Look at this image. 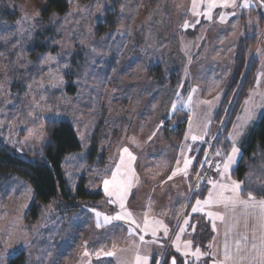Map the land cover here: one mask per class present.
<instances>
[{
    "label": "rangeland",
    "instance_id": "rangeland-1",
    "mask_svg": "<svg viewBox=\"0 0 264 264\" xmlns=\"http://www.w3.org/2000/svg\"><path fill=\"white\" fill-rule=\"evenodd\" d=\"M23 1L18 18L0 30L6 44L22 38L46 0ZM68 1V10L54 16L59 27L50 41L56 48L41 55L24 90L18 92L10 79H0V137L21 152H42L48 143L45 119L71 121L81 143L63 161L71 198L62 195L43 205L33 220L32 184L14 174L6 188L0 186V264L20 263L21 259H10L22 252L24 264H134L137 253L148 256L149 264L154 257L156 264H163L169 253L178 252L175 237L180 227L186 228L180 243L191 241V250L201 251L200 238L209 232V253L203 257L211 258L203 264H213L214 259L218 261L212 253L218 254L222 221L205 213L223 214V206H206L199 213H193L192 207L213 191L209 180L228 182L217 169L205 179L203 167L208 158H216L222 169L227 158L223 139L232 148L234 125L242 123L237 116L245 98L239 117L246 108L255 107L256 115L261 110L263 95L258 86L249 88L226 133L243 80L230 88L235 53L242 38L257 33L259 43L251 52L258 62L264 44L260 26L264 0H248L249 7L243 6L244 0H235V7L231 3L217 6L211 19L208 0H197L200 15L193 14V0ZM263 51L264 46L261 58ZM67 74L75 76L74 95L66 91ZM179 109L189 112L182 131L174 117ZM99 124L97 153L90 159V139ZM247 125L236 140L240 153L230 169L236 181L231 172L242 156ZM192 135L203 139L193 141ZM125 147L136 157L131 163L135 175L126 208L140 224L145 214L162 221L169 229L167 236L163 229L156 238L143 232L130 236L128 221L104 223L102 217L98 226L93 209L108 216L120 211L104 193L103 181L111 177ZM217 151L224 155L217 156ZM185 159L192 161L187 176L182 172L172 176L183 169ZM80 176L86 177L91 193L101 195L75 197ZM205 190L208 193L202 196ZM139 235H144L145 242ZM85 251L90 255L84 256ZM110 251L116 255H104ZM187 258L192 264L197 260L191 254Z\"/></svg>",
    "mask_w": 264,
    "mask_h": 264
},
{
    "label": "trees",
    "instance_id": "trees-1",
    "mask_svg": "<svg viewBox=\"0 0 264 264\" xmlns=\"http://www.w3.org/2000/svg\"><path fill=\"white\" fill-rule=\"evenodd\" d=\"M23 2V0H0V30L4 24H9L13 19L18 18L17 15H20L21 9L24 7ZM69 6L68 0H46L42 4L40 16L35 19L32 25L27 27L22 38L14 39L9 44L0 38V79L6 77L11 80L14 90L18 92L24 90L26 78L34 72V65L39 63L41 55L53 52L56 48L50 41L55 30L59 27V22L54 19L55 13L62 14L68 10ZM260 26L264 27V15L260 18ZM258 43V34L254 33L242 38L236 50L230 88L232 89L240 83V80H243L241 91L226 127V133L234 121L241 102L252 86L258 62L251 51ZM23 54L25 55L24 58ZM67 75L66 91L74 95L73 93L77 89L73 82L75 76L73 74ZM174 117L178 119L179 130L182 131L189 118V112L179 109ZM44 125L48 143L43 147L42 152H21L17 146L0 137V186L6 188L14 174L21 175L32 184L35 190V200L30 208L33 220L38 218L43 205L60 198L62 195L71 198V190L65 178L63 161L68 153L81 147L79 137L71 121L53 117L45 119ZM100 127L99 124L90 139L91 149L88 154L90 159L95 155V152L97 153ZM241 147L242 156L231 172L234 178L242 182L241 197L247 199V193L251 192L257 199L264 198V113L256 126L243 139ZM222 148L225 156H227L231 149L229 140L223 139ZM207 191L205 190L202 196ZM97 195L100 196L101 192L91 193L86 188V177L80 176L75 197L87 198ZM208 233L206 231L207 235H202L200 238L203 247ZM22 253L10 260L21 259L18 264H24L25 257ZM170 256L175 257L177 264H185L183 257L175 251L166 256L163 264H168ZM151 264H156L155 257Z\"/></svg>",
    "mask_w": 264,
    "mask_h": 264
},
{
    "label": "snow or ice",
    "instance_id": "snow-or-ice-1",
    "mask_svg": "<svg viewBox=\"0 0 264 264\" xmlns=\"http://www.w3.org/2000/svg\"><path fill=\"white\" fill-rule=\"evenodd\" d=\"M235 7V0H208L207 3V15L208 18L211 19V11L213 8L217 6L227 7L229 4ZM244 7H249L248 0H244ZM193 14L200 15L197 11V0H193V7H192ZM221 20L224 19V16L221 15ZM187 27V24L185 25ZM195 91V90H193ZM190 99V98H189ZM210 103V102H205ZM249 101H246V104ZM176 108V105L173 104V109ZM264 108V106H262ZM256 117V109L253 108H246L244 110V115L242 117H238L239 120L242 121L239 125H234V128L237 130L232 134V148L231 152L227 154L226 160L223 161V167L221 169L220 163L216 164V169L220 174L223 180H227V183H220L214 182L209 180L208 183L212 185L213 191H210L208 197L201 201L199 199L196 200L195 206L192 207L193 213L204 212L206 206L216 205V206H223L224 208H232L234 209L236 206H243L245 208H252L259 210V231L261 234L257 237L254 229L253 237L251 240V250L248 255H241L242 251H247V244L248 238L247 236L242 237L244 241L245 247L242 248L241 241L236 240L234 243V247L230 248L227 242V233L226 239L224 243V251H223V260L217 261L213 260V264H243L245 260H250L251 264H264V199H257L256 196L248 192L247 199H243L241 197L242 192V182L236 181L231 179L230 169L232 165L236 162V158L240 153V148L236 146L237 138L242 134V129ZM191 127V122L190 125ZM187 139V136L185 137ZM191 139L193 141L197 139H203L202 136L198 137L196 135H192ZM224 155L220 151H217V156ZM127 157V159H125ZM136 157L129 151L127 147L123 148L122 153L120 155V162L116 164L115 170L112 172L111 177L107 178L103 181V191L106 196L109 198L110 203L117 204L120 208V211L117 212L114 216H108L106 214L96 212L95 209L92 211L95 212L97 216V223L98 226L100 225V218L102 217L104 223H108L112 220H120V221H128L129 222V229L128 233L130 236L138 235L139 232H143L144 234H151L153 238L157 237L158 231L163 229V233L165 236L168 235V227L163 224L162 221L156 219H149L145 214L143 223L140 224L133 218L132 213L126 208V200L128 198L130 189L132 187V178L135 175L134 170L131 168V163L134 161ZM180 161H177L179 164ZM184 167L183 169L178 168L176 171H173L172 176H175L177 172H182L185 176L188 174V168L190 167L192 161L191 159L184 160ZM203 165H201L202 167ZM172 177L170 176L169 179ZM208 217H215L221 221L224 220V215L221 213H213L208 211L205 213ZM184 225H189V220H184ZM213 228L215 229V223H213ZM186 231L185 227L179 228V233L183 234ZM177 234L175 237L176 243L175 248L178 252H182V254L187 257L191 254L197 260L200 259L203 253H201L199 248L195 250H191V241L185 242L183 245L180 243L181 235ZM139 240L143 243L144 235H139ZM115 247V245H114ZM90 254L85 251L84 256H89ZM105 256H115L116 253L113 251L105 252ZM211 255V254H210ZM99 256V253H97ZM134 264H149V257L148 256H141L139 253L135 256ZM171 264H177L175 257L172 258Z\"/></svg>",
    "mask_w": 264,
    "mask_h": 264
},
{
    "label": "crops",
    "instance_id": "crops-1",
    "mask_svg": "<svg viewBox=\"0 0 264 264\" xmlns=\"http://www.w3.org/2000/svg\"><path fill=\"white\" fill-rule=\"evenodd\" d=\"M263 46H264V44L262 46H260V49L258 51V67L256 70L254 83L251 86V88L254 86H258V88L260 90V94L263 95L262 106H264V51H263L262 58H261L260 51L263 48ZM248 95H249V93H248ZM246 98H245V100H246ZM245 100L242 103L241 110H240L237 118L239 117V115H241V113L243 111V106H244ZM262 106H261V110L259 111V113H257L255 119L249 125H247V127L245 128V132L249 133L251 131V129H253L255 127V125L257 124V121H259L261 114L264 113V108H262ZM207 193H208V191H207ZM258 199H264V198H258ZM222 212L224 215V220L221 222L222 234H221L220 246L218 247V254L212 253V258H214L216 256L218 258V261L223 260V251H224V243H225V239H226V233H227V242H228L230 248L234 247V243L236 240H240L242 248H244L245 245H244V241H243L242 237L247 236V238H248V244L246 246L247 251H242L241 255H248L250 253V250H251V240L253 237L254 229L256 230L255 234L257 237L261 234V232L259 231V220H258L259 210L258 209H252V208H245L243 206L238 205L234 209L223 207ZM207 238H206L204 247L202 245V248H201V251L203 254L209 253L207 250H208V242H210V239L208 240ZM193 241L196 242L197 239H194ZM199 243L201 244V241H199ZM193 246H194V244L192 243L191 248H193ZM179 253L184 259L183 254L181 252H179ZM207 258H211V256H207L204 258L202 255L199 260H195L196 261L195 264H203L204 259L207 260ZM171 260L168 262V264H171ZM184 262H185V264H192L193 263L192 261H191L192 262L191 263V262H187L185 260H184ZM229 264H231V261H229ZM243 264H251V261L245 260L243 262Z\"/></svg>",
    "mask_w": 264,
    "mask_h": 264
},
{
    "label": "built area",
    "instance_id": "built-area-1",
    "mask_svg": "<svg viewBox=\"0 0 264 264\" xmlns=\"http://www.w3.org/2000/svg\"><path fill=\"white\" fill-rule=\"evenodd\" d=\"M218 163V159L216 158H208L203 167L204 178L209 179L212 177L214 171L216 170V164Z\"/></svg>",
    "mask_w": 264,
    "mask_h": 264
}]
</instances>
